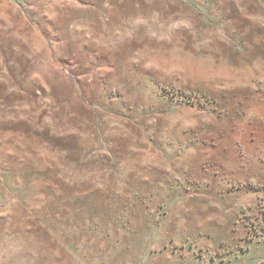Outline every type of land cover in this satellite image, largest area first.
<instances>
[{
    "label": "rangeland",
    "instance_id": "obj_1",
    "mask_svg": "<svg viewBox=\"0 0 264 264\" xmlns=\"http://www.w3.org/2000/svg\"><path fill=\"white\" fill-rule=\"evenodd\" d=\"M0 9V264H264V0Z\"/></svg>",
    "mask_w": 264,
    "mask_h": 264
},
{
    "label": "crops",
    "instance_id": "obj_2",
    "mask_svg": "<svg viewBox=\"0 0 264 264\" xmlns=\"http://www.w3.org/2000/svg\"><path fill=\"white\" fill-rule=\"evenodd\" d=\"M10 4H11V5H10ZM9 6H10V7L13 6L11 2L9 3ZM0 12H2V9H0Z\"/></svg>",
    "mask_w": 264,
    "mask_h": 264
}]
</instances>
